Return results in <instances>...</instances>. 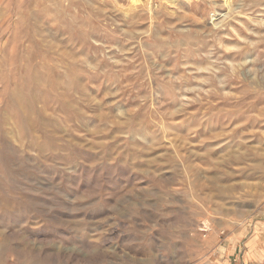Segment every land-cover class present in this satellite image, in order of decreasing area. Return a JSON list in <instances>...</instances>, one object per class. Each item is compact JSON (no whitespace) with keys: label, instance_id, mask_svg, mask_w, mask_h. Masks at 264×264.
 I'll list each match as a JSON object with an SVG mask.
<instances>
[{"label":"rangeland","instance_id":"374dc122","mask_svg":"<svg viewBox=\"0 0 264 264\" xmlns=\"http://www.w3.org/2000/svg\"><path fill=\"white\" fill-rule=\"evenodd\" d=\"M145 2L0 0V264H264V0Z\"/></svg>","mask_w":264,"mask_h":264},{"label":"crops","instance_id":"0c3cea01","mask_svg":"<svg viewBox=\"0 0 264 264\" xmlns=\"http://www.w3.org/2000/svg\"><path fill=\"white\" fill-rule=\"evenodd\" d=\"M244 256L248 259H257L264 255V235L263 234H253L244 247Z\"/></svg>","mask_w":264,"mask_h":264},{"label":"bare ground","instance_id":"6f19581e","mask_svg":"<svg viewBox=\"0 0 264 264\" xmlns=\"http://www.w3.org/2000/svg\"><path fill=\"white\" fill-rule=\"evenodd\" d=\"M146 2L144 3L145 5H146V7H148V8H150L151 7V4H152V2H151V0H145ZM165 1H167L168 3H171V4H174L175 2H177L178 0H165ZM136 2L138 3V2H141V0H136ZM136 4V3H135ZM144 5V6H145ZM225 5H229V7H232V4H231V0H225ZM202 35V34H201ZM206 36V35H205ZM208 36V35H207ZM202 37H204V36H202ZM222 44V43H221ZM239 55H241L242 56V53H238ZM259 59V58H258ZM242 66V65H241ZM247 73H248V71H247Z\"/></svg>","mask_w":264,"mask_h":264}]
</instances>
